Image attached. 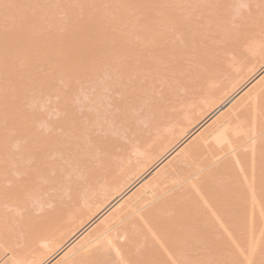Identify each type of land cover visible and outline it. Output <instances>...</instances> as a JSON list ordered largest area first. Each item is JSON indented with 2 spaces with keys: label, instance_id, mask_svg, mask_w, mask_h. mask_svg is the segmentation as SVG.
I'll return each mask as SVG.
<instances>
[{
  "label": "bare ground",
  "instance_id": "bare-ground-1",
  "mask_svg": "<svg viewBox=\"0 0 264 264\" xmlns=\"http://www.w3.org/2000/svg\"><path fill=\"white\" fill-rule=\"evenodd\" d=\"M115 1L0 0V264H264V0Z\"/></svg>",
  "mask_w": 264,
  "mask_h": 264
},
{
  "label": "rangeland",
  "instance_id": "rangeland-1",
  "mask_svg": "<svg viewBox=\"0 0 264 264\" xmlns=\"http://www.w3.org/2000/svg\"><path fill=\"white\" fill-rule=\"evenodd\" d=\"M36 1H38V0H36ZM41 1H42L43 4H44V0H40V8H42L43 12H46V13H47V12L49 13V11L51 12V13H49V14L47 13L48 15L45 14V19H43V21H44V20L46 21V18H47V21H46V22L44 21L45 24L43 23L44 25H47V26H45V28L48 29V26H49V30H54V31H55V30L57 29V27H58L57 24L55 25V23H57L56 21H58V24L60 23V25H61V26H59V27H60V31H61V29H63V28L65 29V31H64V29H63L61 32L57 30V31H58L57 34H62V32L65 33V32L67 31V29H66V27H65L66 25H65L64 23L69 22V21H68L69 18L67 17L68 15L66 14V15H67V16H66L65 14H61L62 10H64L62 7H63L65 4H67V5H65V6H67V8H68V5L72 4L73 6H72V7L69 6V8L76 9V8H78L80 2L83 3V2H85L86 0H79V2H77L78 4L76 3L77 6L75 5V3L72 2L73 0H67V2L70 1V2H69L70 4L67 3L66 0H65V4H64V0H60V1H62V2H60L59 0H47V1L45 0V2H46L45 4H48V6H47L48 10H47V8L45 9V7H46L45 4H44V5L41 4V3H42ZM74 1H76V0H74ZM77 1H78V0H77ZM88 1H90V2L88 3V5H89V4H92V1H93V0H88ZM113 1H114V0H113ZM119 1H120V0H118V2H117V1L114 2V3H118V5H115V4H114V5H113V4L111 5V4H109V5H108L109 9L101 10V12L103 11L101 14H102V15H106L107 18H108V19H106V16H102V17H101L102 19H101V20L99 19V20L102 22V25H103L104 28L108 29L107 27L109 26V24H110V22H111L110 19L112 18V20H113L112 9H113V11H114L115 17L117 18L118 15H116V14L119 13V8H120V4H119V3L121 2V1H120V2H119ZM204 1H205V2H209V0H208V1H207V0H202V2H204ZM216 1H218V0H216ZM221 1H223V0H220V2H221ZM226 1H227V0H226ZM228 1H229L230 3H232V4H231V5L229 4L230 6L225 7V8H227V9H230V11L228 10L229 12H227L226 14H227V16H229V13L232 11L233 13H230V15L233 14L234 17H235V14H237V12L240 13L241 10H246V9H244V8L246 7V6H245V5H246V2H247V3L250 2V3L253 4L254 1H257V0H253V1H252V0H237V1H236V0H228ZM238 1H239V2H238ZM241 1H242V2H241ZM55 2H56V3L60 2L62 5H59V4H60V3H59V4H57V6H54ZM211 2H212V0H211ZM211 2H210V3H211ZM50 3H51L52 5H51ZM85 3H86V2H85ZM210 3H209V4H210ZM222 3H224V2H222ZM225 3H227V2H225ZM233 3H235V4L233 5ZM238 3H239V4L242 3L245 7H244L242 4L239 5V6H242V7H239V6H238ZM244 3H245V4H244ZM63 4H64V5H63ZM205 4H206V3H205ZM207 4H208V3H207ZM207 4H206V5H207ZM209 4H208V6H211V5H209ZM211 4H212V3H211ZM41 5H42L43 7H41ZM74 5H75V6H74ZM224 5L226 6V4H224ZM232 5H233V6H232ZM249 5H251V4H249ZM51 6H52V7H51ZM89 6H90V5H89ZM113 6H115V7H113ZM116 6L118 7V10H117V7H116ZM231 6H232V7H231ZM235 6H238L239 8H238V7H235ZM54 7H56V10H55ZM74 7H75V8H74ZM110 7H112V9H111ZM212 7H213V6H211L210 8H212ZM233 7H234V9H233ZM114 8H115V9H114ZM206 8H207L208 11H210V8L208 9L207 6H206ZM231 8H232V9H231ZM242 8H243V9H242ZM52 9H53V10H52ZM58 9H59V12H60V13L57 11ZM61 9H62V10H61ZM227 9H225L224 11H226ZM235 9H236L237 11H236ZM238 9H240V10H238ZM36 10H37V8H36ZM36 10H35V12H36ZM107 10H108V12H107ZM234 10H235L236 12H235ZM53 11H54V12H53ZM104 11H105V12H104ZM64 12H65V11H64ZM64 12H62V13H64ZM110 12H111V15L108 17V14H110ZM242 12H243V13H240L241 15H239V16L236 15V16H237V17H240V16L242 17V16H243L242 14H244V11H242ZM224 13H225V12H223V15H224ZM55 14H57V15H56L57 17L55 16V17L53 18V16H54ZM245 14H246V13H245ZM46 15H47V16H46ZM220 15H222V14H220ZM51 16H52V17H51ZM58 16H59V17H58ZM60 16H61V17H60ZM244 16H245V15H244ZM50 17H51L53 20H52ZM62 17H63V18H62ZM66 17H67V18H66ZM115 17H114V18H115ZM229 17H232V15L229 16ZM56 18H57V20H56ZM58 18L61 19L62 22H61V21L59 22ZM65 18H66V19H65ZM226 18H228V17H226ZM50 19H51L52 21H51ZM105 19H106V20H105ZM115 20H116V19H115ZM223 20H225V19H223ZM227 20H228V19H227ZM64 21H65V22H64ZM106 21L108 22V25L105 24V23H107ZM225 21H226V20H225ZM50 22H52V23H50ZM53 22H54V24H53ZM112 22H113V23L115 24V26H116V23H115L116 21L113 20ZM220 22H221L220 24H222L224 21H222V19H221ZM228 22H229V21H228ZM114 24L110 25L109 28H110L111 26H112V28H113V25H114ZM220 24L215 25V26H213V27L211 26L213 30H212L211 28H209V29H210V33L213 31L212 34L208 35L209 32H208L207 34H204V33H203L204 35H206V36H204V37L207 38V40H208V41H207L206 39L204 40V41H207V42H206V45L203 43L204 47L208 46L207 44L210 42L211 39H212V41H215V43H214V42H211V43L216 44V40H217L216 38L220 37V34H218L219 36H217V35L213 36V35H214V33H215V30H216L217 28H220V26H221ZM226 24H227V22H226L225 24L223 23L222 25H223L224 27L222 26L221 28L226 29V27H228L229 23H228V25H226ZM44 25H43V27H44ZM54 25L56 26V28H53V27H55ZM62 26H64V27L62 28ZM115 26H114V28H115ZM114 28H113V29H114ZM221 28L219 29V30H221V32H219V31H218V32L216 31V32H217V33H222V30H223V29H221ZM108 30H112V29L110 28V29H108ZM211 30H212V31H211ZM106 31H107V30H106ZM206 31H209V30L206 29ZM202 32H205V31L203 30ZM223 32H226V31L223 30ZM205 33H206V32H205ZM207 35H208V37H207ZM212 36H213L214 38H213ZM216 36H217V37H216ZM199 37H201V36L199 35ZM215 37H216V38H215ZM209 38H210V39H209ZM213 39H214V40H213ZM219 42H220V44H222L221 41L218 39V42H217L218 45H219ZM195 44H196V43H195ZM195 44H194L193 46H195ZM209 44H210V43H209ZM213 44H211V45H213ZM197 45H198V44H197ZM197 45H196V46H197ZM200 46H201V48H202V45L199 44L198 47H200ZM204 47H203V48H204ZM195 48H196V47H195ZM206 48H208V47H206ZM191 54H192L193 57L196 56L195 53H194L195 55H194L193 53H191ZM191 54H190V55H187V56H186L187 58L185 57V59H184L185 62H184V63L188 62V61H187V60L189 59L188 57H191ZM186 59H187V60H186ZM191 59H192V57H191ZM133 64L136 65V64H135V61H133ZM19 65H20V64H19ZM163 65H164V64H163ZM20 66H21V65H20ZM22 67H23V66H21V68H22ZM163 67H164V66H163ZM165 67H167L166 64H165ZM18 68H19V66L17 65L16 72H17L19 69L21 70V68H19V69H18ZM20 70H19V71H20ZM22 70H23V69H22ZM167 71H168V72H167ZM169 71H170L169 69H165V70H163V72L160 71V72H162V73L164 74V75H163L164 80H163L162 77H161V78H162L161 80H160V78L155 77L154 79L158 78L159 80L156 79L155 81L153 80V82H152V79H153V78H150L149 76L146 75V74H148V75L150 74V73H148V72L145 73V75H144V76H146L145 79H144V77L142 76V75H143L142 73H144V72H142V73L139 72V74H141V77H142L143 79H140V78H141L140 75H137V76H139V77H138L139 80H142V81L145 80L144 83L147 81V82H146L147 84H149V83L152 84V83H153V84L155 85V82H156V84H160V83H159L160 81H162V80H163V81H166V78H165V77H166L167 75H165V74H168V75L170 76V77H168V79L171 78L173 75L171 76V73H169ZM132 72H133V71H132ZM171 72H172V71H171ZM18 73H22V71H20V72H18ZM129 73H130V72H129ZM129 73H127V74H129ZM173 73H174V72H173ZM19 75H20V74H19ZM129 75H130V76H133L134 78H137V76H136L135 74H134V75L129 74ZM129 75H127V77H129ZM135 76H136V77H135ZM164 76H165V77H164ZM1 77H2V76H1ZM1 77H0V78H1ZM63 77H64V76H63ZM127 77H126V76H125V77L123 76L122 78H125V79H126ZM133 77H132V78H133ZM58 78L61 79L62 77H60V76H57V77H56V76H55V78H54L53 80L55 81V80H57ZM134 78L131 79V78L129 77L128 80H131V82H132V81H134V82L138 81V79L136 80V79H134ZM148 78H150V80H149ZM125 79H124V80H125ZM147 79H148L149 81H148ZM2 80H3V77H2ZM63 80H64V79H63ZM120 80L123 81V84L126 83V84H127V85L125 84L126 86L131 87V83H130V85H128V84H129V81H128V80H126V81H128V82H124L123 79H120ZM58 81H59V80H58ZM64 81H65V80H64ZM0 82H1V80H0ZM60 82H61V81H59V82H55V83H56V84H59ZM134 82H133V84H134ZM62 83H63V82H61V84H62ZM136 83H137V82H136ZM136 83H135V84H136ZM138 83H139V81H138ZM140 83H141V82H140ZM144 83H142L141 85H143ZM146 83H145V84H146ZM161 83H162V82H161ZM61 84H60V85H61ZM121 84H122V83H121ZM133 84H132V85H133ZM145 84H144V87H145V89H146ZM147 84H146V85H147ZM151 84H150L149 87L147 86L148 88L146 89V91H145V90H144V91L142 90L143 92H142L141 94H139V95L147 96V94H145V93H146V92H149L150 90H152V91L149 92V94H150V93L152 94V92H154V91H153V88L151 89V87H154V85L151 86ZM160 85H161V84H160ZM155 86H156V85H155ZM157 86H159V85H157ZM117 87H118V86H117ZM118 88H120V87H118ZM149 88H150V89H149ZM159 88H160V86H159ZM159 88H157V89H159ZM112 89H113V87H112ZM154 89H155V88H154ZM157 89H156V91H157ZM148 90H149V91H148ZM33 91L35 92L36 89L33 90ZM38 91H39V90H38ZM38 91H37V92H38ZM156 91H155V92H156ZM109 92H110V93H109ZM109 92H107V93H108L109 95H111V92H112V91H109ZM32 93H33V92H29V93L25 94V97H24V98H25V99H26V98H27V99L29 98V101H28V102H27L26 100L23 101V96H22V98H20V101L22 100V102H23V103L21 102V103H22V107H23L22 109H23V110H24V109H26V110L28 109V111H33V110H35V109H36V106H37V102L41 101L42 99H40V98H43L44 95H45V94H43L40 98H38V100H39V99H40V100H39V101H36V97H39L41 93H37V94H39V95H35V93H34V94H32ZM139 93H140V92H139ZM29 94H30V95H29ZM31 94H32V96L35 95L36 97H35V98H34V97L31 98V97H30ZM149 94H148V95H149ZM28 95H29V96H28ZM113 95H114V97H115V96L118 95V93H113L112 96H113ZM27 96H28V97H27ZM120 96H121V95H119L118 98H121V97H122V96H121V97H120ZM115 98L117 99V97H115ZM30 99H33L32 102L35 101V102H34L35 105L31 106V104H33V103L31 102ZM34 99H35V100H34ZM24 104H28V105H27V106H26V105L24 106ZM50 105H51V103H50ZM50 105H49V106H50ZM34 106H35V108H34ZM30 107H31V108H30ZM32 107H33V108H32ZM130 107H132V105H131ZM47 108H48V105H47ZM226 108H227V107H226ZM130 109H131V108H130ZM44 110H45V109H44ZM224 110H225V109H224ZM123 111H124V110H123ZM90 112H93V111L89 110L88 113H90ZM117 112H118V111H117ZM118 114H119V113H118ZM51 116L54 117L53 115H51ZM91 129H92V127H91ZM96 133H97V132H96ZM98 134H100V132L97 133L96 136H99ZM101 134H102V133H101ZM101 134H100V135H101ZM12 135H13V133H12ZM93 136H95V135L93 134ZM14 137H15V139H13ZM16 138L19 139L18 136H17V137H16V136H12V137L10 138V140H9V138H8V140L6 141L7 143H6L5 140L7 139V137H6V138L4 137V140H3V141H4V143H5V146L2 148V150L4 149L2 155H0V166H3L2 163H1V162H3V164H4V161H3V160H5L6 163H7V161H8V162H13V163H9V165H12V166H14V165L16 166V164L19 165V161H18V160H20V157H18V156H20L19 154H20L21 149H19V148H20L19 145H18V146L16 145V144H17L16 142H19V140L16 141V140H17ZM11 139H12L13 141H14V140L16 141V142H13V143H14L13 145H16V146H15V149H16V147H17L18 149H16V150L13 149L14 146L8 142V141H11ZM11 142H12V141H11ZM8 143H9L10 145H9ZM8 145H9L10 149H11V147H12V150H13V151H11V152H12V154L14 153L13 155L9 152L10 149H8ZM6 147H7V149H6V152H5V153H8V155H9V158H8V159H9L10 161L7 159V156L4 155V151H5V148H6ZM8 150H9V151H8ZM15 152H16V153H15ZM17 152H18L19 154H18ZM9 153H10V154H9ZM15 154H16V156H15ZM3 155L6 157L5 159L2 158ZM10 156H12V159H11ZM13 156H14V157H13ZM15 157L18 158L17 161H16ZM6 159H7V161H6ZM14 160H15L16 162H15ZM17 162H18V163H17ZM62 163L64 164L65 162H62ZM5 165H6V164H5ZM5 165L3 166V168H2L1 171H0V173H1L0 178H1L2 175H3V178H1V180H0V187H1V183H2L3 186H6V185L8 184V183H7V184L5 183L6 180L4 181V178L7 179L8 177H10V173H12L14 170L17 171L16 168L19 169L18 166H16L14 169H12L13 167L10 166V168L12 169V172H9V171H8V174H7L6 176H4L5 173H7V171L5 172V168L7 167L8 170L10 169V168H8V167H9L8 165H6V166H5ZM0 168H1V167H0ZM7 169H6V170H7ZM10 171H11V170H10ZM15 171H14V172H15ZM4 172H5V173H4ZM3 173H4V174H3ZM14 174H15V173L11 174V175H12V178H13V177H16V176H13ZM18 176H19V174H18V172H17V177H18ZM17 177H16V179L18 180ZM12 178H8V179H7V182L10 183V186H11V185H15L16 182H17V181H16V182L14 181L15 178H14L13 181H12ZM10 179H11V181H12L13 184L9 181ZM16 179H15V180H16ZM3 181H4V182H3ZM18 181H19V180H18ZM4 183H5V184H4ZM17 183H18V182H17ZM18 185H19V184H18ZM3 186H2V187H3ZM10 186L8 185V186H6V187L3 189V190L6 189V190L4 191V193H6L7 191H9V190L12 189V188H15V186H13L12 188H11ZM16 186H17V185H16ZM2 187H1V188H2ZM8 187H9V188H8ZM17 187H19V186H17ZM1 196H2V195H1ZM3 197H4V196H2V198H3ZM5 197H6V196H5ZM9 198H10V201H7V199H9ZM11 199L14 200L15 204H14V202H13ZM6 201H7V202H6ZM11 201H12L13 204L11 203L12 205H8L7 203L9 202V204H10ZM0 202H1V201H0ZM5 204H6L7 207L9 206L8 209H6V210L8 211V214H7V215H11V216H8V217H7L6 214H5V217H4V218H6L5 221H6V220L9 221V219H10L12 216H13V217H14V216L16 217L15 212H16L17 209H16V207L13 208V205L18 206V205H19V201H18V199L15 201V199H14L13 197L9 196V197H6V199L4 198V204H3V205L5 206ZM1 206H2V203H1ZM6 206H5V207H6ZM10 206H12L11 208L13 209V210H11V212H14V211H15L14 214H12V213L9 214V211H10L9 208H10ZM18 207H19V206H18ZM3 208H4V207H2V208L0 207V210H2ZM11 208H10V209H11ZM0 212H1V211H0ZM4 212H6V211L4 210ZM4 212H2V213L0 214V215H1V216H0V221H2V222H5V221L3 220V218H2V214H3ZM3 216H4V214H3ZM7 218H8V219H7ZM17 218H18V217H17ZM17 218H16V219H17ZM18 219H19V218H18ZM14 220H15V218H13L12 220L10 219V222H11V221L14 222ZM8 223H9V222H8ZM14 223H15V222H14ZM240 264H241V263H240Z\"/></svg>",
  "mask_w": 264,
  "mask_h": 264
}]
</instances>
